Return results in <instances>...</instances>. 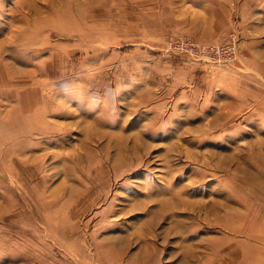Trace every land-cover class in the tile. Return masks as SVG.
Segmentation results:
<instances>
[{
	"label": "rangeland",
	"instance_id": "obj_1",
	"mask_svg": "<svg viewBox=\"0 0 264 264\" xmlns=\"http://www.w3.org/2000/svg\"><path fill=\"white\" fill-rule=\"evenodd\" d=\"M0 44V264L262 247L264 0H0Z\"/></svg>",
	"mask_w": 264,
	"mask_h": 264
},
{
	"label": "bare ground",
	"instance_id": "obj_2",
	"mask_svg": "<svg viewBox=\"0 0 264 264\" xmlns=\"http://www.w3.org/2000/svg\"><path fill=\"white\" fill-rule=\"evenodd\" d=\"M2 44H0V47ZM7 80V79H6ZM32 126V125H31ZM256 240L261 246L253 245L252 248L247 249L241 258V264H264V242L263 237H257Z\"/></svg>",
	"mask_w": 264,
	"mask_h": 264
}]
</instances>
